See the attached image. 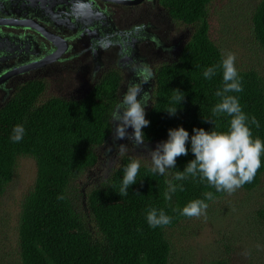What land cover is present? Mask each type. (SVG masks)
I'll list each match as a JSON object with an SVG mask.
<instances>
[{
	"label": "trees",
	"instance_id": "trees-1",
	"mask_svg": "<svg viewBox=\"0 0 264 264\" xmlns=\"http://www.w3.org/2000/svg\"><path fill=\"white\" fill-rule=\"evenodd\" d=\"M212 1L168 3L173 19L188 27L191 34L175 61L164 63L155 71L151 106L145 115L150 123L142 129L145 142L151 146L166 141L168 130L177 127H183L190 137L193 128L227 131L230 118L211 114L219 102L215 92L222 85V72L218 69L211 79L203 77L205 69L220 64L225 56L210 34L208 11ZM249 12L247 32L252 46L257 53L264 52V0H258ZM236 69L243 91L229 95L238 98L249 120L255 117L259 122V128L251 124L250 128L253 138L264 142L263 68L253 64ZM120 83L119 73H112L83 100L52 97L40 101L44 85L29 82L0 109V198L13 182L19 159L27 157L35 162L33 186L19 205L16 247L10 253L15 257L7 264H174L176 259L180 263L181 258L183 264H192L188 258L191 247L178 251L176 244L194 235L196 228L198 231L205 227L214 218L210 213L227 193H218L198 178L189 177L174 181L182 185L183 191L178 190L170 201L164 199L165 181L194 159L190 144L188 155L178 157L175 169L167 170L166 175L151 173V163L140 161L138 182L130 186L127 196L118 195L119 186L124 167L135 157L121 155L116 165L106 166L103 173L98 172L93 178L89 175L96 167L101 171L100 149L110 135V118ZM173 89L186 95L180 110L170 117L164 110ZM203 119L211 120L212 125ZM18 124L23 125L25 135L13 143L10 136ZM261 184L264 154L253 181L240 188L251 192ZM205 192H212L213 199H205ZM60 196L64 199H58ZM196 199L207 203L204 215H180ZM151 208L163 210L172 217L171 223L150 228L146 215ZM252 219L242 230L264 244V204L253 211ZM232 241L235 240L225 241L222 252L218 249L206 264H228L227 257L234 251ZM263 251L257 254L253 248L249 250L252 264H264Z\"/></svg>",
	"mask_w": 264,
	"mask_h": 264
},
{
	"label": "flooded vegetation",
	"instance_id": "flooded-vegetation-1",
	"mask_svg": "<svg viewBox=\"0 0 264 264\" xmlns=\"http://www.w3.org/2000/svg\"><path fill=\"white\" fill-rule=\"evenodd\" d=\"M169 2L0 0V109L29 82L44 85L39 100L54 91L50 98L80 101L104 78L119 73L121 83L114 111L127 83H139L132 68L141 63L148 64L153 72V80L142 85L141 95L149 92L152 98L156 69L175 61L191 34L188 27L173 19ZM32 8L40 14L45 8L51 11L42 17ZM22 20L34 29L17 25ZM38 29L51 38L43 37ZM150 106L151 100L145 113ZM110 122V135L100 149L107 159L111 156L118 163L120 144L127 145L128 152L146 151L151 146L145 142L137 147L127 139L115 141V122L111 118ZM127 131L131 134L132 129Z\"/></svg>",
	"mask_w": 264,
	"mask_h": 264
},
{
	"label": "clouds",
	"instance_id": "clouds-1",
	"mask_svg": "<svg viewBox=\"0 0 264 264\" xmlns=\"http://www.w3.org/2000/svg\"><path fill=\"white\" fill-rule=\"evenodd\" d=\"M95 54V52L93 53ZM235 55L226 53L220 64L209 67L203 71L205 79H211L219 69L222 72V85L215 92L219 102L211 109L213 117H229L227 131H205L202 128H193V135L183 127L169 129L167 140L158 143L154 149L148 151V159L151 167L149 171L161 176L167 174V170L175 169L178 157L186 156L190 151L194 159L190 160L183 171H175L171 180H166L167 185L164 199L170 201L172 195L178 190L183 191L181 184L174 181H184L189 177L198 178L200 183H205L216 192L232 194L246 183H251L261 167V155L264 154V142L259 138H253L250 124L259 128V122L249 117L242 110L239 100L229 93L243 91L241 78L235 67ZM135 80L139 83L128 82L126 92L123 94L115 110L112 112V123L115 122L113 139L132 142L135 146L145 145V134L142 129L149 126L145 119V107L151 100L149 92L142 93V85L153 80L151 67L141 63L132 68ZM169 106L164 110L173 117L180 110V105L185 99V93L179 89L171 90ZM139 97V98H138ZM205 122L212 125L211 120ZM131 128V134L128 129ZM25 135L23 125H16L12 129L10 139L13 143L20 142ZM121 152L128 151L127 145H117ZM140 169V159H132L123 169V178L119 186L118 195L127 196L130 186L136 184ZM139 195V194H138ZM205 199H213L212 192L203 193ZM58 199H64L63 196ZM208 205L205 200L196 199L189 202L180 212L186 217H200L204 215ZM146 221L150 228L164 227L171 223L172 217L166 215L163 210L151 208L146 215Z\"/></svg>",
	"mask_w": 264,
	"mask_h": 264
},
{
	"label": "rangeland",
	"instance_id": "rangeland-1",
	"mask_svg": "<svg viewBox=\"0 0 264 264\" xmlns=\"http://www.w3.org/2000/svg\"><path fill=\"white\" fill-rule=\"evenodd\" d=\"M257 1L213 0L208 11V21L210 34L218 46L223 49L224 55L226 53L235 55V67H248V65L255 64L260 69L263 68L261 70L264 73V52L257 53V49L252 46L247 32L249 8L253 7ZM257 54L258 56H255ZM53 92L45 94L40 101L50 98L54 94ZM154 148L155 146H150L146 151H119L118 154L120 156H133L139 158L140 161L150 163L148 151ZM102 157L107 159L104 155ZM111 159L110 156L106 164H99L101 171L98 170L99 167H96L90 171L89 175L93 178L96 173H103L106 166H112V162H115ZM85 177L86 175L83 176L84 179ZM34 179V160L27 157L20 158L13 182L7 187L5 195L0 198V257L3 259L1 261L3 264H7L15 257L14 254L10 253L14 252L16 247L19 205L26 193L32 188ZM263 196L264 184L251 192L239 188L232 194L227 193V196L210 213L209 216L214 215V218L198 231L196 228L194 235H191L187 240L180 239L176 244V249L178 251L186 250L190 246L188 258L193 261L192 264H206L212 255L219 252L218 249L220 251L223 249L222 244L225 241L229 243L231 240H235L232 241L234 251L227 257L228 264H252L253 259L249 257V250L253 248L257 254H260L264 249V244L257 243V239L248 236L246 231L242 229L249 223L248 220L253 221L252 214L258 205L264 204ZM215 211H217L216 214ZM195 223L197 221L193 222V224ZM249 227L250 225H248ZM5 254H7L6 257ZM174 264H183V258H181L180 263L176 259Z\"/></svg>",
	"mask_w": 264,
	"mask_h": 264
},
{
	"label": "water",
	"instance_id": "water-1",
	"mask_svg": "<svg viewBox=\"0 0 264 264\" xmlns=\"http://www.w3.org/2000/svg\"><path fill=\"white\" fill-rule=\"evenodd\" d=\"M32 9H33V8H32ZM44 10H45V11H43V13H42V14H44V15H47L46 11H48V12L51 11L50 8H45ZM32 12L35 13V14H39L40 16H42V14H40L39 11L36 10V8H34ZM16 13H17V12H16ZM17 14L20 15V16H22V17L25 16V14H20V13H17ZM47 16H48V15H47ZM42 17H43V16H42ZM42 17H39V19L41 20ZM45 18L48 19V17H45ZM43 20H44V19H43ZM12 21H13V20H12ZM44 21H45V20H44ZM33 23H34V21H33ZM24 24H25L26 26H28L26 20H22V21H20V22L17 23V25H24ZM27 28H29V29H34V28H31L30 26H28ZM40 29H41V28H40ZM40 29H38V31L40 32V34H41L43 37L49 38L45 33H42L43 31H41ZM35 30H37V29H35ZM43 30H44V29H43ZM50 38H51V37H50ZM50 38H49V39H50Z\"/></svg>",
	"mask_w": 264,
	"mask_h": 264
}]
</instances>
